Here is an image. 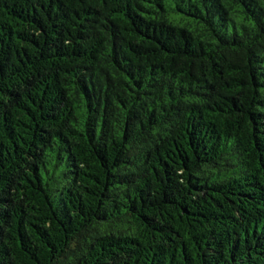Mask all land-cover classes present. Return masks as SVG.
<instances>
[{"label":"trees","instance_id":"trees-1","mask_svg":"<svg viewBox=\"0 0 264 264\" xmlns=\"http://www.w3.org/2000/svg\"><path fill=\"white\" fill-rule=\"evenodd\" d=\"M0 264H264V0H0Z\"/></svg>","mask_w":264,"mask_h":264}]
</instances>
